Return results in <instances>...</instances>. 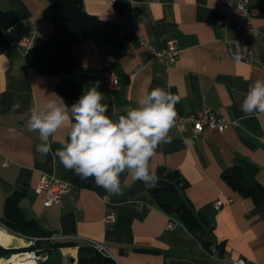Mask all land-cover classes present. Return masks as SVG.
<instances>
[{
    "label": "crops",
    "instance_id": "crops-1",
    "mask_svg": "<svg viewBox=\"0 0 264 264\" xmlns=\"http://www.w3.org/2000/svg\"><path fill=\"white\" fill-rule=\"evenodd\" d=\"M217 0H83L86 12L114 20L119 35L113 42L86 40L72 44L76 67L69 78L83 92L98 85L108 115L117 119L147 88L161 87L182 99L175 105L177 116L209 108L236 124L218 130L190 127L170 130L171 143L157 148L152 161L176 168L188 186L185 196L206 221L209 248L179 221L160 210L147 193L148 186L121 174L122 194L113 195L96 185L93 189L73 186L69 170L50 153L36 151L37 132L29 131L32 108L58 95L54 84L60 76L37 73L24 65V52L53 31L48 0H0V9H12L19 22L11 27L9 45L0 53V230L10 236L3 249L29 246L26 235L11 231L2 222L4 203L15 189L25 188L20 207L50 233L37 248L48 249L55 241L75 244L49 249L38 264H79L80 255L92 251L98 242L103 253L116 264H233L243 258L250 264H264V202L254 204L222 179L221 172L237 158L256 166L255 178L264 187V114L245 116L241 102L257 80H264V0H250L259 13L250 23L259 33L252 39L256 60L249 64L229 57L224 40L236 36L216 7ZM26 33L23 45L12 35ZM169 38H175L181 52L173 64L153 56ZM113 71L118 87L109 88L102 73ZM20 107L13 110L12 105ZM63 133H57L53 152ZM68 184L61 205L46 204L38 188L42 178ZM103 196H106L103 199ZM222 200L218 206L216 200ZM108 212L114 222H105ZM169 222H174L168 227ZM37 237V236H35ZM38 238V237H37ZM39 239V238H38ZM0 259H7L6 254ZM0 264H10L3 262Z\"/></svg>",
    "mask_w": 264,
    "mask_h": 264
},
{
    "label": "clouds",
    "instance_id": "clouds-1",
    "mask_svg": "<svg viewBox=\"0 0 264 264\" xmlns=\"http://www.w3.org/2000/svg\"><path fill=\"white\" fill-rule=\"evenodd\" d=\"M237 62L241 56L236 54ZM98 85L90 88L70 106L62 97L49 99L32 108L28 129L37 132L40 143L36 151L41 156L52 154L64 168L82 180L94 179L96 185L113 195L122 194L121 174L153 187L157 176L152 161L157 148L171 143L170 130L177 112L175 105L182 97L161 87L146 88L125 108L117 119L102 103L103 93ZM19 102L12 105L13 110ZM246 118L264 114V80H257L241 102ZM57 133H63L60 147L53 152L52 143Z\"/></svg>",
    "mask_w": 264,
    "mask_h": 264
},
{
    "label": "trees",
    "instance_id": "trees-1",
    "mask_svg": "<svg viewBox=\"0 0 264 264\" xmlns=\"http://www.w3.org/2000/svg\"><path fill=\"white\" fill-rule=\"evenodd\" d=\"M51 4L53 31L24 52V65L29 69L52 76H60L54 84V91L67 105L73 104L84 94L80 84L71 80L69 75L76 67V60L70 50L72 44L86 40L113 42L119 30L114 20H107L90 14L83 8V0H48ZM19 22V15L12 9H0V53L9 45L7 29ZM69 182L73 186L93 189L94 179L82 180L69 170ZM256 166L242 158H237L221 172V179L241 196L249 198L254 204L264 202V187L255 178ZM157 181L148 187L147 193L155 205L169 216L175 217L187 230L195 234L202 245L209 248L211 240L205 219L193 209L185 196L187 181L176 168L158 166L155 169ZM25 188L15 189L6 197L3 224L11 231L26 236H37L33 246L20 249L0 248V255L37 248L44 237L50 233L40 227L33 218H27L20 207L25 196ZM74 241H55L44 248L45 251L59 246L72 245ZM79 264H116L106 254L98 252L93 246L87 255H80Z\"/></svg>",
    "mask_w": 264,
    "mask_h": 264
},
{
    "label": "built area",
    "instance_id": "built-area-1",
    "mask_svg": "<svg viewBox=\"0 0 264 264\" xmlns=\"http://www.w3.org/2000/svg\"><path fill=\"white\" fill-rule=\"evenodd\" d=\"M113 1V0H108ZM216 7L224 12L226 22L232 24L236 30V36L233 38H226L224 40L225 52L231 58L236 54L241 56V60L252 64L256 60V55L252 48V39L259 33L251 23L250 18L259 13V7L257 4H253L250 0H217ZM7 33H11V28L7 29ZM12 42L15 44L23 45L27 42L26 33H16L12 35ZM181 48L179 47L175 38H169L165 41V44L160 49H154L153 56L156 60L164 64H173L179 54ZM103 81L111 89L118 87L117 75L111 70H105L102 73ZM235 119H226L209 108H203L198 111L189 112L184 115H178L176 118V127L179 130H184L190 127L195 133L203 131L204 128H216L218 130H224L227 127L234 126L236 124ZM38 188L45 193L46 204L61 205L63 196L67 191L68 184L57 179L42 178L38 184ZM106 196H103L105 199ZM222 203V200H216L215 205L218 206ZM105 222H114L115 213L108 212L103 217ZM174 222H169L168 227H172ZM29 240V246H33L38 239L37 237L27 236ZM92 246L100 253H103V248L98 242H90ZM14 253L8 255L10 257ZM15 254H26V259H29L30 264H38L44 261L48 254L41 248H31L24 251L15 252ZM107 255V254H106ZM7 257V258H8ZM233 264H250L243 258H236L232 260ZM10 264H15L10 262Z\"/></svg>",
    "mask_w": 264,
    "mask_h": 264
},
{
    "label": "bare ground",
    "instance_id": "bare-ground-1",
    "mask_svg": "<svg viewBox=\"0 0 264 264\" xmlns=\"http://www.w3.org/2000/svg\"><path fill=\"white\" fill-rule=\"evenodd\" d=\"M10 239V236L0 230V243L5 244L8 240ZM27 255L26 254H13L7 259H0V263L3 262H13L15 264H30L29 259H26Z\"/></svg>",
    "mask_w": 264,
    "mask_h": 264
},
{
    "label": "water",
    "instance_id": "water-1",
    "mask_svg": "<svg viewBox=\"0 0 264 264\" xmlns=\"http://www.w3.org/2000/svg\"><path fill=\"white\" fill-rule=\"evenodd\" d=\"M8 257V254H6V258Z\"/></svg>",
    "mask_w": 264,
    "mask_h": 264
}]
</instances>
